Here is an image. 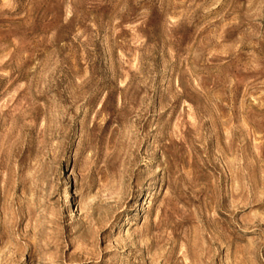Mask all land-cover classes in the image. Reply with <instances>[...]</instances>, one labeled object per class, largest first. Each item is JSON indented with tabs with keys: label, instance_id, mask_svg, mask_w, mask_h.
I'll return each instance as SVG.
<instances>
[{
	"label": "rangeland",
	"instance_id": "obj_1",
	"mask_svg": "<svg viewBox=\"0 0 264 264\" xmlns=\"http://www.w3.org/2000/svg\"><path fill=\"white\" fill-rule=\"evenodd\" d=\"M0 264H264V0H0Z\"/></svg>",
	"mask_w": 264,
	"mask_h": 264
}]
</instances>
